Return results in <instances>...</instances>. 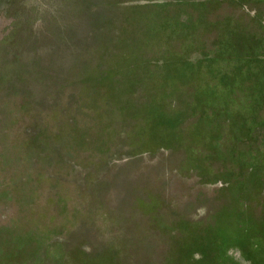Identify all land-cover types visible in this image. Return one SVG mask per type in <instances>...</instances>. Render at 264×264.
<instances>
[{"label": "rangeland", "instance_id": "1", "mask_svg": "<svg viewBox=\"0 0 264 264\" xmlns=\"http://www.w3.org/2000/svg\"><path fill=\"white\" fill-rule=\"evenodd\" d=\"M0 264H264V0H0Z\"/></svg>", "mask_w": 264, "mask_h": 264}]
</instances>
